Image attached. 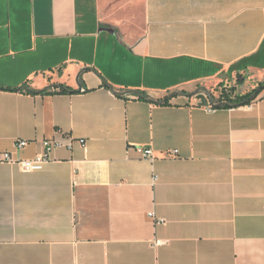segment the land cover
I'll return each mask as SVG.
<instances>
[{
    "label": "crops",
    "instance_id": "obj_1",
    "mask_svg": "<svg viewBox=\"0 0 264 264\" xmlns=\"http://www.w3.org/2000/svg\"><path fill=\"white\" fill-rule=\"evenodd\" d=\"M241 75L264 0H0V156L86 141L0 161V264H264V93L196 95Z\"/></svg>",
    "mask_w": 264,
    "mask_h": 264
},
{
    "label": "built area",
    "instance_id": "obj_2",
    "mask_svg": "<svg viewBox=\"0 0 264 264\" xmlns=\"http://www.w3.org/2000/svg\"><path fill=\"white\" fill-rule=\"evenodd\" d=\"M220 104H223V106L225 105V103H220L219 100L215 102L213 99V102L207 106V110L209 112L215 111L216 108L218 107V105H220ZM76 143H78L82 146H86L85 140H80L77 142L75 140L70 139V138H68L66 141L59 140V139L45 140L43 142V148H44L43 152L41 154H39L38 156H36L34 159L15 161L12 159L10 154L6 153V154H3L2 156H0V161L7 162L10 164H17L19 166V168L25 173L37 172V171H41L44 168V166L51 161V153L54 150L65 148V149L72 151L74 149V146ZM27 145H28L27 141H19L16 143V147L18 149L25 148ZM137 151L141 154V156L143 158L149 159L151 162L155 161V157H154L153 151L151 149L139 148ZM177 153L178 152L175 151L170 156H176ZM157 180H158V177L155 176L154 177V183L157 182ZM149 217L157 225H163L166 223L165 220L158 219L154 213H150ZM162 244H165V242L158 241L156 245L159 246Z\"/></svg>",
    "mask_w": 264,
    "mask_h": 264
},
{
    "label": "trees",
    "instance_id": "obj_3",
    "mask_svg": "<svg viewBox=\"0 0 264 264\" xmlns=\"http://www.w3.org/2000/svg\"><path fill=\"white\" fill-rule=\"evenodd\" d=\"M261 87H263L262 84H261ZM226 89H224L221 92L219 99H218L220 103H225V105L223 107H228L230 105H249L253 101L252 97L256 94L259 96L262 92V90L255 89L251 93L246 94L244 96H239V95L236 96L235 95V91H236L235 88H230V89L226 88ZM7 91L17 92L18 90L7 89ZM61 92H63V93H75L76 91H74L70 88H67V87H63ZM39 93L44 94V93H47V91H42Z\"/></svg>",
    "mask_w": 264,
    "mask_h": 264
},
{
    "label": "rangeland",
    "instance_id": "obj_4",
    "mask_svg": "<svg viewBox=\"0 0 264 264\" xmlns=\"http://www.w3.org/2000/svg\"><path fill=\"white\" fill-rule=\"evenodd\" d=\"M225 84L226 83H223V85H225ZM236 85H237V88L240 89V92L241 93L248 92L247 94H249V93H251L253 91V90H251V88H252V85H255V81L253 79L252 80H249L248 77L241 75L236 80ZM228 86H231V83H229ZM259 86L260 87L258 88V90H262L261 93H264V86L261 87V84Z\"/></svg>",
    "mask_w": 264,
    "mask_h": 264
},
{
    "label": "water",
    "instance_id": "obj_5",
    "mask_svg": "<svg viewBox=\"0 0 264 264\" xmlns=\"http://www.w3.org/2000/svg\"><path fill=\"white\" fill-rule=\"evenodd\" d=\"M196 95H198L199 100L203 101L202 105L205 107H207L209 104H211L213 102V97L210 93H208L206 96H203V95H199V92H198ZM257 97H258L257 94L254 95L252 97V100H255ZM222 106H223V104L218 105V107H222Z\"/></svg>",
    "mask_w": 264,
    "mask_h": 264
}]
</instances>
